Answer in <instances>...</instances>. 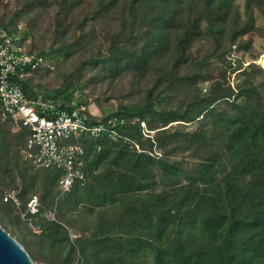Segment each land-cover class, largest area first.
Returning a JSON list of instances; mask_svg holds the SVG:
<instances>
[{
	"label": "trees",
	"instance_id": "obj_1",
	"mask_svg": "<svg viewBox=\"0 0 264 264\" xmlns=\"http://www.w3.org/2000/svg\"><path fill=\"white\" fill-rule=\"evenodd\" d=\"M81 1L59 0L56 26ZM92 3L90 16L73 21L80 35L46 51L27 46L32 34L22 13L0 22L8 33L23 24L28 51L53 67L13 79L28 99L39 94L64 104L74 92L85 91L80 72L71 81L60 71L62 84L51 90L32 84L31 78L58 70L57 56L81 48L87 20L101 22L106 44L87 63L111 74L126 70L135 78L151 71L152 77L143 99L101 116L102 122L123 120L115 130L126 143L106 135L80 141L83 182H75L66 194L59 190L61 171H33L22 159L19 151L27 132L13 135L0 119V196L4 189L15 192L18 208L25 212L29 199L40 193V208L27 214L37 218L40 231L32 235L37 241L31 245L48 253L40 264H137L143 257L152 264H264V72L254 63L243 67L240 59L223 63L235 49L250 46V39L242 38L255 30L257 16L264 22V0ZM193 45L203 49L200 58L191 57ZM231 73L233 87L228 83ZM174 122L193 127L163 129ZM1 197L9 219L8 210L15 205L2 203ZM43 207L54 209L59 222L45 220ZM60 223L86 237H78L74 246ZM21 245L33 261L29 244Z\"/></svg>",
	"mask_w": 264,
	"mask_h": 264
},
{
	"label": "rangeland",
	"instance_id": "obj_2",
	"mask_svg": "<svg viewBox=\"0 0 264 264\" xmlns=\"http://www.w3.org/2000/svg\"><path fill=\"white\" fill-rule=\"evenodd\" d=\"M58 2L59 0H47L45 2L42 0H0V22L3 21L6 23L13 17L14 13L20 12L25 19L27 29L31 31L32 34V38L27 40V46L33 50L42 51H46L51 46L55 49L59 44H62L63 41L69 43L74 36L77 37L80 35V30L76 28V25H74L73 22L75 17L78 16L82 19L85 16H90L93 12L92 0H82L76 9L66 14L56 26L55 13L58 7ZM100 24L101 22L98 21L93 23V21L87 20L84 29L86 32L85 42L81 45V48L76 47L73 52H69L67 55L57 56V58H59V69H56V71L52 73H35L31 78V82L34 85H40L47 90H51L62 84V79L59 76L60 71L67 73V75H69V80L71 81L74 80L76 72H80L81 79L79 80V83H84L85 91L77 92L83 93L88 97L87 103L91 112H95L99 116H102L103 112L114 110L118 105L129 106L143 99L146 91L152 86V77L151 71H147L145 75L142 74L143 76L140 75L135 78H132L129 72L126 73V70L111 74L108 70H103L100 65L94 66L86 62L88 58L96 56L98 52H103L106 47V44L103 43V29ZM57 28L59 29L58 33L56 32ZM92 29L94 31L93 33H91ZM263 30L264 22L257 16L255 30L242 38V41L250 39V46L245 51H238L235 49L234 52L224 59L223 63L226 65H233V60L240 59L243 62V67L254 63L263 70ZM202 52L203 49H198L197 45H193L190 48L191 57L193 58H200ZM53 55L55 54L53 53ZM81 62L84 63L83 66H81ZM99 71H102L103 73H98ZM228 77V83L233 87L236 83L234 73H231ZM209 85L210 82L203 84L201 92H205V89H208ZM203 122L208 123V119H204ZM169 125H171L170 129L173 130L180 128L192 129L193 127L192 125L182 122H174L164 126L163 129H166ZM10 133L13 134L11 131ZM139 150H141L140 147ZM142 151L143 150H141V152ZM145 153L147 152L145 151ZM33 171H37V169L33 168ZM7 192L8 191L4 189L2 197L0 196L2 203L12 201L5 199V193ZM10 193L16 198L15 192L10 191ZM35 194L38 198L40 197V193ZM12 203H14L15 208H11V211L8 210V214H10L11 217L8 219L6 217V212L2 210L3 204L0 202V218L3 219L8 226L9 232H11L15 240L20 244L24 242L29 244V252L33 259V264H40V262L43 261L41 257L48 253L45 251V248L42 253H39L36 247L31 245L32 241H37L36 237H33L32 235H39L40 233L39 227L36 225L37 218L27 216L24 211L20 210L18 208V200L17 204L13 201ZM58 204L59 206L63 205L64 199L58 201ZM54 212V209H44L42 217L47 221L59 222L56 217H54V220L48 217L49 213ZM16 216H18L19 221L14 220L11 222L12 217L15 218ZM60 224L66 229L68 237L73 245L76 239H79L78 237H81V239L86 237V234H83V232H80V230L74 228L72 225H67L65 223ZM138 263L152 264L150 257H143L137 261V264Z\"/></svg>",
	"mask_w": 264,
	"mask_h": 264
},
{
	"label": "built area",
	"instance_id": "obj_3",
	"mask_svg": "<svg viewBox=\"0 0 264 264\" xmlns=\"http://www.w3.org/2000/svg\"><path fill=\"white\" fill-rule=\"evenodd\" d=\"M23 28V24H18L14 33L0 29V119L8 122L13 134L27 132L25 144L19 151L22 159L36 169L61 171L59 190L66 194L75 182H83L84 149L80 141L106 135L126 143V137L115 130L123 120L111 117L100 121L101 116L90 111L88 97L77 91L64 104L39 94L28 99L13 79L23 78L40 67H53L42 56L28 51L22 37ZM132 144L141 152L137 144ZM5 199L17 204L12 193H6ZM39 208L38 197L34 195L27 202L25 214L33 215ZM48 217L54 220V213H49Z\"/></svg>",
	"mask_w": 264,
	"mask_h": 264
},
{
	"label": "water",
	"instance_id": "obj_4",
	"mask_svg": "<svg viewBox=\"0 0 264 264\" xmlns=\"http://www.w3.org/2000/svg\"><path fill=\"white\" fill-rule=\"evenodd\" d=\"M0 264H33L23 246L0 226Z\"/></svg>",
	"mask_w": 264,
	"mask_h": 264
},
{
	"label": "bare ground",
	"instance_id": "obj_5",
	"mask_svg": "<svg viewBox=\"0 0 264 264\" xmlns=\"http://www.w3.org/2000/svg\"><path fill=\"white\" fill-rule=\"evenodd\" d=\"M262 65H263V67H264V62H262Z\"/></svg>",
	"mask_w": 264,
	"mask_h": 264
}]
</instances>
